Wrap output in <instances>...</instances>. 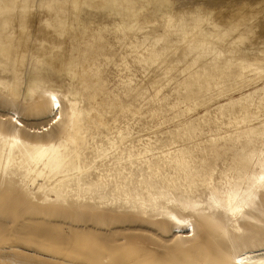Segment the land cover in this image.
Wrapping results in <instances>:
<instances>
[{"label":"rangeland","instance_id":"374dc122","mask_svg":"<svg viewBox=\"0 0 264 264\" xmlns=\"http://www.w3.org/2000/svg\"><path fill=\"white\" fill-rule=\"evenodd\" d=\"M22 1L32 6L24 22L12 16L2 31L10 14L0 15V132L8 112L43 106L36 88L68 95L107 124L83 119L82 162L118 147L90 173L107 194L180 197L195 222L225 228L215 201L231 181L264 174V0H125L131 30L124 0ZM25 113L28 126L48 120ZM12 172L0 173V264H223L201 231L183 248L159 208H107L75 192L62 203Z\"/></svg>","mask_w":264,"mask_h":264},{"label":"bare ground","instance_id":"6f19581e","mask_svg":"<svg viewBox=\"0 0 264 264\" xmlns=\"http://www.w3.org/2000/svg\"><path fill=\"white\" fill-rule=\"evenodd\" d=\"M123 3L125 4L126 17L132 20L123 21V28L131 30L137 24L138 19L134 13L133 5L125 0ZM31 8L30 4L24 3L22 0H0V15L10 14V17L3 20L2 31L9 27L11 19L14 18L12 16H16L20 23L25 20L24 17L31 12ZM212 26H214L213 23ZM5 36L9 40L13 34L6 33ZM2 41L4 40H1L0 36V49L8 51L4 50L5 45ZM181 74H186L185 70ZM196 78L199 76L189 75L186 80L192 84ZM33 93L43 98L44 104L41 108L25 106L22 111L14 110L1 118L2 122L6 121L8 124L7 132H0V173L3 176L13 175L12 169H17L23 173L21 175L23 181L25 180L30 186L44 191V194L51 193L53 198L62 203L66 201L68 192H75L77 201L85 195H89L107 208L114 205H119L121 208L128 206V208L144 215H147V212L152 214L161 209L160 214L158 213V216H161L159 220H164L162 224L169 225V230L181 240L180 245L183 248L201 231L205 236L201 242L207 244V248L205 249V246L204 249H208L206 253L213 261H222L223 264H264V174L253 180L248 178L239 182L238 179L229 183L224 194V202L217 203L215 201L216 212L225 223V228L219 230L211 223L195 222L189 207L180 197H166L161 192L156 195L148 194L151 197L148 203L138 196L132 197L130 193L120 189L107 194L98 180L94 181L90 178V173L96 171L97 163L113 157L118 147L113 145L107 150H101L97 153L98 156L90 162H82V159L88 160L84 157L88 148L84 149L85 152L81 151V144L86 141L83 119L96 118L99 126H106L105 116L94 110L93 114L86 113L81 109L80 102L69 98L68 95L61 96L54 91L42 93L39 88H36ZM27 94L28 91L25 92V96ZM53 97H55V102ZM21 112H26L28 119L32 121L48 120L39 124L38 128L28 126L25 124ZM53 126L55 128H52ZM23 131L45 135L46 140L30 141L24 138ZM58 135L62 136V140L55 142V136ZM105 138L108 139L106 136ZM43 176L47 177L50 187L41 186L40 180ZM161 200H164V203L161 202L160 205L159 201ZM133 201H137V203ZM177 213H184L186 216L180 217ZM198 218L199 220L203 219L202 217ZM240 253L245 254L243 259L238 258Z\"/></svg>","mask_w":264,"mask_h":264},{"label":"snow or ice","instance_id":"6c2138e0","mask_svg":"<svg viewBox=\"0 0 264 264\" xmlns=\"http://www.w3.org/2000/svg\"><path fill=\"white\" fill-rule=\"evenodd\" d=\"M53 101L55 102V97H53ZM57 107H59V105H57ZM244 255H245L244 253H240L238 258L243 259Z\"/></svg>","mask_w":264,"mask_h":264}]
</instances>
